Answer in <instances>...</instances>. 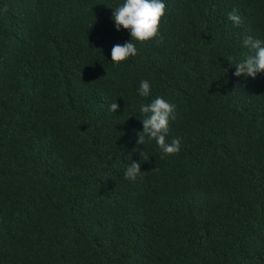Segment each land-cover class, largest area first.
<instances>
[{
  "label": "trees",
  "instance_id": "1",
  "mask_svg": "<svg viewBox=\"0 0 264 264\" xmlns=\"http://www.w3.org/2000/svg\"><path fill=\"white\" fill-rule=\"evenodd\" d=\"M121 2L0 0V264H264V72L229 60L264 38V0H166L159 35L113 63ZM157 95L172 154L137 143Z\"/></svg>",
  "mask_w": 264,
  "mask_h": 264
},
{
  "label": "clouds",
  "instance_id": "2",
  "mask_svg": "<svg viewBox=\"0 0 264 264\" xmlns=\"http://www.w3.org/2000/svg\"><path fill=\"white\" fill-rule=\"evenodd\" d=\"M114 7L112 19L114 27L128 29L131 39L124 43H116L111 49V61L113 63L124 61L129 57L136 56L138 49L135 41H146L159 35L162 17L166 11V0H122ZM228 20L238 24L241 17L236 12L228 13ZM242 44L249 52L234 62V74L239 76L256 77L258 73L264 72V38L253 35H245ZM137 92L140 97H150L151 82L142 79L139 82ZM119 104L116 101L108 105L109 111L117 112ZM176 105L164 96L157 95L147 102L138 104V111L143 114L142 131L137 133V143H145L154 140L161 155L172 154L180 150V138L172 136L169 139L170 122L176 120ZM144 159H147L144 157ZM141 172L140 162L131 160L123 170L125 179L135 181Z\"/></svg>",
  "mask_w": 264,
  "mask_h": 264
}]
</instances>
